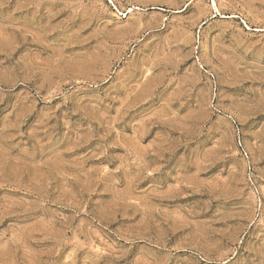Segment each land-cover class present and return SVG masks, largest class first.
Returning <instances> with one entry per match:
<instances>
[{"label":"rangeland","instance_id":"374dc122","mask_svg":"<svg viewBox=\"0 0 264 264\" xmlns=\"http://www.w3.org/2000/svg\"><path fill=\"white\" fill-rule=\"evenodd\" d=\"M0 264H264V0H0Z\"/></svg>","mask_w":264,"mask_h":264}]
</instances>
